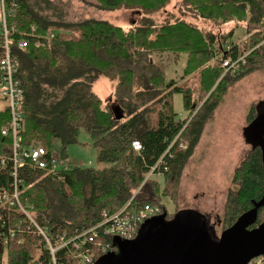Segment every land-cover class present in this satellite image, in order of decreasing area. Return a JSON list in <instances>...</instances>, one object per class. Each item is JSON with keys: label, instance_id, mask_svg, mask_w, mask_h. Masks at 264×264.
Masks as SVG:
<instances>
[{"label": "trees", "instance_id": "1", "mask_svg": "<svg viewBox=\"0 0 264 264\" xmlns=\"http://www.w3.org/2000/svg\"><path fill=\"white\" fill-rule=\"evenodd\" d=\"M95 1L104 10L139 11L141 24L125 28L95 18L66 22L63 17L53 19L40 14L43 6L37 0H6L8 9L16 3L6 22L14 28L10 48L17 59L16 77L23 90L18 131L22 147H44L48 159L53 154L65 159L68 148L79 142L81 130H85L93 140L98 161L109 164L102 169L74 165L56 172L28 164L19 169L20 202L55 239L63 233L74 236L98 225L104 210L115 214L131 200L135 205L159 206L161 216L173 218L178 208L171 213L164 199L179 204L185 165L227 89L264 68V45L259 46V36H264V0H177L174 11H166L161 23L147 15L165 10L169 0ZM232 21L235 25L225 29ZM33 25L37 34L55 36L42 43L28 36L29 45L20 47L21 38ZM51 25L71 28L76 33L58 32ZM239 26L246 31L234 39ZM157 53H171L178 59L180 54L187 55L183 78L199 73L198 83L191 88L194 93L184 89V83L167 79L164 63L154 59ZM217 53L222 54V63L230 56H244V60L238 70L225 72L222 63H216ZM3 56L4 47L0 45V61ZM100 77L115 82L111 100L114 107L104 104L95 90ZM174 93L183 96V118L174 110ZM158 103L161 107L155 127L151 125V114ZM255 109L256 115H249V124L258 118L257 105ZM11 121L9 108L0 110V156L13 155L14 133L2 130ZM182 138L187 142L186 149H182ZM135 140L141 142V152L134 150ZM263 153L261 144L255 146L235 170L233 183L237 189H230L227 197L232 217L221 233L262 199ZM159 160L164 164L162 179L146 180ZM13 170L12 159L0 163V190H11ZM263 220L264 206L258 209L251 227ZM27 227L28 218L20 205L0 200V264L51 262L43 239ZM98 240L114 241L110 237ZM67 250L64 247L57 252L60 264H80L70 253L72 250ZM102 254L97 251L96 259Z\"/></svg>", "mask_w": 264, "mask_h": 264}, {"label": "rangeland", "instance_id": "2", "mask_svg": "<svg viewBox=\"0 0 264 264\" xmlns=\"http://www.w3.org/2000/svg\"><path fill=\"white\" fill-rule=\"evenodd\" d=\"M37 1L41 2L38 5L43 6L42 10H39L40 14L48 15L53 19H62L63 17L66 22L77 23L84 19L95 18L129 28L135 24H141L142 19L140 13L139 15L135 14L139 11L125 8L113 11L104 10L96 5L95 0ZM34 2L35 0H32L31 3ZM176 4L177 0H169L165 10L147 16L161 23L166 18V11H174ZM0 13H2L1 8ZM189 21L194 20L189 18ZM234 25L235 21H232L226 24L224 28L230 29ZM50 27L58 32L76 33L71 28L65 29L55 25ZM245 31V27L239 26L236 28L234 39L240 37ZM259 39H261L259 46L264 45V36L261 38L259 36ZM246 52L250 54L251 50ZM215 58L216 63H222L221 53H217ZM154 59L164 63L169 81L176 80L178 84L184 83V89L191 90L194 93L191 88H194L198 83L199 73L183 78L184 69L187 65L186 54H180L178 59L171 53H157L154 55ZM114 85L115 82L105 77H100L95 82L96 92L101 96L104 104H109L110 107H114L111 103ZM231 86L227 89L228 91L220 108H218L213 118L207 122L199 144L185 165L180 184L179 204L176 205L169 198L164 199L171 213L177 207L179 214L202 216L210 219L209 222L216 228L218 235L221 234L224 224H227L232 217L228 212L227 197L230 189H237V185L233 183L235 170L253 152L254 147L257 146L255 144L262 141L261 137L257 139L254 135L253 127L249 124L251 121L249 115L251 112L252 115H256V105L260 110L259 117L264 115V68ZM209 94L206 95L205 99ZM182 98L181 93H174L171 96L174 110L180 118L186 115L182 108ZM4 106V104H0V108ZM160 107L161 104L158 103L155 106L156 111L151 114V125L155 127L157 126L158 109ZM191 119L192 117L187 121V124ZM4 128L5 126L2 130ZM181 143L182 149H186L188 145L183 138ZM67 152L68 156L60 160L61 164L67 162L71 166L79 165L97 169L109 166L108 163L98 161L93 140L85 130H81L79 142L71 145ZM158 177H155L154 181L162 179H158ZM163 186L164 184H162V188Z\"/></svg>", "mask_w": 264, "mask_h": 264}, {"label": "built area", "instance_id": "3", "mask_svg": "<svg viewBox=\"0 0 264 264\" xmlns=\"http://www.w3.org/2000/svg\"><path fill=\"white\" fill-rule=\"evenodd\" d=\"M16 3L12 4V9L6 6V0H0V8L2 12V21L0 22V45L4 47V56L0 61V68L2 73V81L0 83V103L4 104V108H9L11 112V124L4 128L3 133L7 134L9 131L14 133V151L11 157L0 156V163L5 164L9 159L14 162V170L11 173L14 177V182L11 185V190L4 188L0 190V200H5L10 204H19L28 218L27 229L33 231L34 234L40 236L44 241L45 248L49 251L51 262L49 264H60L57 258V252L60 249L68 248L72 250L74 258L80 264H93L96 259L97 251L103 254L111 251H118L117 239H133L136 237L141 224L152 217L160 216L162 210L159 206L150 204L135 205L132 200L128 202L120 211L115 214H110L108 211H103V221L98 225L80 231L74 236H69L67 233L60 234L57 239L50 236L48 232L42 228L37 221L31 216L25 206L22 205L19 198V169L25 164L34 168L56 172L59 169H68L72 167L69 163H60L62 158L58 154H53L49 159L46 156L47 150L44 147H37L32 149H24L21 143V136L18 134L20 128V119L22 112L20 111L21 102L23 100V90L20 81L16 75L18 73L17 59L13 56L10 48V34H13L14 28L9 27L6 22L7 14L13 12ZM28 36H34L39 43L42 40L52 39L55 34L42 35L37 34V27L33 25L31 30L25 33L20 40V47H27L29 45ZM244 60V56L234 59L227 57L223 60L222 66L225 72H234L240 68V62ZM135 151H142V144L135 140L132 143ZM163 161L159 160L154 166L150 168L146 176V180L155 176L163 175L161 167ZM164 170L166 168L164 167ZM99 237L115 238L113 242H102L98 240ZM69 250H67L69 252ZM249 264H264V256L253 259Z\"/></svg>", "mask_w": 264, "mask_h": 264}, {"label": "water", "instance_id": "4", "mask_svg": "<svg viewBox=\"0 0 264 264\" xmlns=\"http://www.w3.org/2000/svg\"><path fill=\"white\" fill-rule=\"evenodd\" d=\"M257 109L259 113L258 105ZM250 125L254 135L264 134V115L258 114ZM260 144L264 150V138ZM262 206L264 194L217 240L209 233L206 217L178 212L171 219L149 218L141 224L135 238H118V251L103 254L93 264H249L264 255V220L251 227Z\"/></svg>", "mask_w": 264, "mask_h": 264}, {"label": "flooded vegetation", "instance_id": "5", "mask_svg": "<svg viewBox=\"0 0 264 264\" xmlns=\"http://www.w3.org/2000/svg\"><path fill=\"white\" fill-rule=\"evenodd\" d=\"M256 122H257V121H256ZM256 122H255V123H256ZM255 123H254V124H255ZM254 124H253V125H254ZM253 125H252V127H253ZM256 137H257V139H258V137H261V139H262V138H264V134H258V135H256ZM260 142H261V141H259V142H258L257 144H255V145H259ZM208 230H209V233H210V234H212V235L215 236V240H217V236H220V235L217 234V232H216V228H215L212 224H210L209 221H208Z\"/></svg>", "mask_w": 264, "mask_h": 264}, {"label": "crops", "instance_id": "6", "mask_svg": "<svg viewBox=\"0 0 264 264\" xmlns=\"http://www.w3.org/2000/svg\"><path fill=\"white\" fill-rule=\"evenodd\" d=\"M135 14H136V15H138V13H137V12H136ZM0 16H2V13H0Z\"/></svg>", "mask_w": 264, "mask_h": 264}]
</instances>
